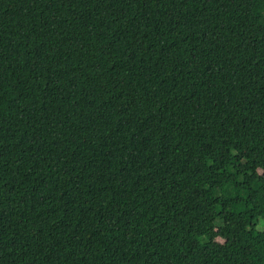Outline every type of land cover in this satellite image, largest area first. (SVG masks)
<instances>
[{
  "label": "trees",
  "instance_id": "trees-1",
  "mask_svg": "<svg viewBox=\"0 0 264 264\" xmlns=\"http://www.w3.org/2000/svg\"><path fill=\"white\" fill-rule=\"evenodd\" d=\"M0 264H264V0H0Z\"/></svg>",
  "mask_w": 264,
  "mask_h": 264
},
{
  "label": "rangeland",
  "instance_id": "rangeland-1",
  "mask_svg": "<svg viewBox=\"0 0 264 264\" xmlns=\"http://www.w3.org/2000/svg\"><path fill=\"white\" fill-rule=\"evenodd\" d=\"M193 227H195V224H193Z\"/></svg>",
  "mask_w": 264,
  "mask_h": 264
}]
</instances>
